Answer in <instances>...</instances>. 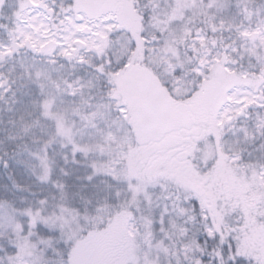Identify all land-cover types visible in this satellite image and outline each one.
<instances>
[{
  "label": "rangeland",
  "instance_id": "1",
  "mask_svg": "<svg viewBox=\"0 0 264 264\" xmlns=\"http://www.w3.org/2000/svg\"><path fill=\"white\" fill-rule=\"evenodd\" d=\"M74 1L71 12H68L64 19H55L49 9L40 5V1L23 0L21 3L28 5L29 10L20 17L19 24L16 23L11 44L13 47L21 44L34 54L43 55L48 59L41 69H52L51 75L60 81V87L51 86L43 78L39 79L41 83L39 97L33 100V108L47 120L46 135L53 142V147L56 146L57 153H63L64 162H75V156L78 154L83 158H80V163L84 160L88 164H95L99 171L93 169V175H97L99 184L106 187V194L112 193L110 196L116 199L117 205L116 207L114 205L115 213L105 226L108 234H103L97 227L91 229L92 222H85L84 216L70 206L67 199L65 202L58 200L60 205L53 202V211L45 215L51 217L47 224L49 230L56 229L59 235L48 238L47 248L61 241L67 243L68 239L72 238L75 240L74 258L77 264H89L85 260L86 255L94 258L95 255L91 253L93 247L107 242L110 239V232L117 226V235L113 238L117 240L118 252L119 254L123 252V256L114 264H168L176 250L173 247L174 241L168 237L167 231L174 229L176 222L173 221L174 217L164 226V218L168 216L166 214L171 213L173 217L174 210L184 205V211L177 210L176 215L183 217V223L191 221L193 217L189 209L185 208L192 191L177 176V172L180 173L182 168L198 181L200 189L209 196L207 199L218 202L214 210L218 206L221 207L218 209L223 210L222 201L216 198L215 184L218 180L224 185L232 184L237 187L235 189L237 195L234 196L237 200H244L243 189H249L252 198L255 199L253 201H256L257 209L254 215L251 214L253 216H247L249 213H245L239 218L242 232L239 234V245L236 249L240 255L256 258L259 262L264 261V177L258 166L248 167L245 164L241 165L245 168L240 166L238 169L240 164L239 156L237 157L238 146L243 144L239 135L228 140L224 146L226 152L222 147L220 154H223L221 156L223 159L215 163L213 170L209 169L204 173L207 174L206 177L203 175L198 177L199 162L209 158L208 152L202 154L199 159L194 153L197 141L204 137V132L198 130L197 125L198 119L201 118L189 113V109L183 111L178 106L173 111L175 112L173 128H168L163 138L148 137L143 131L147 117L143 110H146L147 106L141 90L149 93L151 90L149 86L157 83L164 90L168 89L166 93L171 102L176 103L177 100L173 96L182 98L186 88L180 78L182 75L174 77V74H170L178 68L181 71L184 68L191 72L197 70L190 68L185 55L178 52L175 43L169 41V37L176 35L175 31L178 30L167 25L168 19L156 18L155 27L166 34L162 37L153 36L152 41L157 46L149 51L151 44L146 42L150 39L137 36L142 29L131 0ZM173 1L174 5L170 11L161 8L166 14H182L192 6L190 0ZM87 28H90L89 33H86ZM126 32L132 37H128ZM78 40L85 43L82 49L78 47ZM132 40L136 43L135 48H131ZM50 43H53L52 48L49 51L45 50ZM113 45L118 46L117 55L113 57L109 66V57L112 55L110 49ZM145 48H148L147 52L144 51ZM123 54H126L125 62L117 66L116 60ZM86 56H89L94 64L91 66L95 71L82 70L80 65L74 64ZM104 59L105 63L102 62ZM211 72L207 80L210 87L216 91L226 83L229 75L220 67H212ZM65 80L72 85L71 88L64 86ZM42 84L44 87H41ZM247 99L248 93L245 89L238 87L227 89L226 95L221 97L216 108L212 109L210 125L216 129V124L222 127L224 124H234L236 117L233 113L238 112L241 103ZM113 100L115 102L109 107V101ZM45 102H48L47 108ZM121 104L123 107L117 111ZM61 130L64 134H57ZM69 136L72 138L71 141L68 139ZM74 143L81 148L86 147L87 154L77 152L73 156ZM36 157L37 177L39 180H46L56 170L54 157H48L41 149L37 151ZM191 158L199 160L198 163H194ZM42 161L48 164L47 172ZM56 187L60 191L56 198H63L62 185L56 182ZM195 194L203 196L199 192ZM104 213L106 215L110 213L108 206ZM259 217L263 221L258 224ZM18 220L19 218L13 217V211L9 207H0V234L11 236L13 239L9 244L18 250L14 262L32 264L39 258L34 256V252H38L35 248L43 240L31 238L33 233L29 230L20 233V225L16 224ZM140 221L142 223L138 225ZM218 222L221 223L222 220L219 218ZM62 225L64 227H61ZM136 227L139 229H135ZM84 229L87 231L81 235ZM176 232L180 233V230ZM184 244L182 249L186 246ZM42 253H39V256ZM51 255L48 262L56 260L54 250L51 251ZM8 259L13 257L9 256Z\"/></svg>",
  "mask_w": 264,
  "mask_h": 264
},
{
  "label": "trees",
  "instance_id": "2",
  "mask_svg": "<svg viewBox=\"0 0 264 264\" xmlns=\"http://www.w3.org/2000/svg\"><path fill=\"white\" fill-rule=\"evenodd\" d=\"M22 1L5 0L3 8H0V25L9 26L8 32L0 27V45L7 44L9 47H13L11 38L15 34L16 21L4 19V15L13 13V10ZM38 1H40V5L51 11L55 19H64L66 14L71 12V6L75 4L74 0ZM186 1L189 2V0ZM190 1L192 6L188 10L182 14L170 15L161 8L164 7L166 11H170L174 5L173 0H131L135 9V16L140 20L142 29L137 36L141 35L143 38L150 39L149 42H146L151 44L149 51L157 46L152 41L153 36L162 37L166 34L160 31V28L155 27V19H168L167 25L179 31H175L176 35L169 37V41L172 44L175 43L178 52L185 55L190 68L197 69L196 72H191L185 68L182 71L178 68L170 74H174V77L182 75L180 78L184 81L186 88L182 98L173 96L177 100L176 103L166 102L164 97L165 95L168 96L166 93L168 89L164 90L157 83L154 85L156 91L150 86L151 91L149 93L144 90V102L145 104L148 102L147 107L160 118L159 121L166 118L163 111L166 113L174 111L178 106L183 111L189 109V113L195 115L196 118H201L198 119L197 125H199L198 130L204 132V137L197 141L194 153L195 157L199 159L202 154L208 152L209 158L199 162L198 177H202V175L206 177L207 174L204 173L209 169L212 171L215 163L223 159L221 158L223 154H220L222 147L224 148L223 151L226 152L225 144L232 136L236 135H239V138L243 140V144L238 146L239 155L237 157L239 156L238 163H240L238 169L245 164L248 167L258 166L262 177H264V134H262L264 129L259 126L261 121H264V107H261L264 104V99L261 98L262 93H264V0ZM172 18L173 20H171ZM148 24L152 26H148ZM126 34L129 35L128 37L131 36L129 32ZM257 36L261 38L258 39ZM135 44L132 40L131 48H135ZM144 51L147 52L148 48H145ZM146 57L147 54L145 53ZM45 58L43 55L34 54V52L20 46L12 56L0 59V81L3 82L0 85V207H9L13 211V217L19 218L16 224L19 223L20 225V233L29 230L33 233L31 238L37 241L43 240L35 248L38 252H34V256L39 258L34 260L35 262L32 264H39L40 259L47 261L52 256V250L55 251L56 260L47 261V264H62L64 257L59 253L61 251L67 253V243L61 241L57 245L47 248L48 238L57 237L59 231L56 229L49 230L47 224L41 220H37L34 226H29L30 229L28 227L31 220L28 213L31 211L35 214L38 210L37 202L47 198L49 205L47 215L53 211V202L58 204V200L65 202L67 199L69 205L84 216L85 222H92L90 223L91 229L97 227L103 234H108L105 226L115 213L114 209L117 203L116 199L110 196L111 192L109 195L106 194V187L100 185L96 179L98 176L93 175L92 164H88L84 160L80 163V158H83L78 154L75 156V162L65 163L63 153H57L56 146L53 147V142L46 135L47 120L37 109L33 108L32 104L33 100H37L39 97L41 83L35 78L34 73L30 78L27 71L32 66L43 67L48 60ZM102 62L105 63V59ZM74 64L80 65L82 70L91 72L94 69L95 71V68L91 66L93 63L89 56ZM112 67L111 69H113ZM212 67H220L229 75L226 83L216 91L210 87V82L207 80L212 73ZM22 69L24 70L23 78H21ZM100 75L102 76V74ZM231 87L245 89L248 93V99L241 103L238 112L233 113L236 117L234 124H224V127L216 124L217 128L215 129L211 126L212 109L216 108L218 100L226 95L227 89ZM170 95L172 96V94ZM152 96H156L154 105L159 106L158 112L151 108ZM167 96L165 98H169ZM39 149L48 157H54L56 170L46 180H39L35 172L38 163L36 154ZM191 159L194 163L199 161L194 158ZM241 167L245 168L244 166ZM177 176L191 189L192 194L189 199L193 197L196 199L199 205L197 211L200 208L205 209L217 222L220 218L221 223L225 222L226 216L230 217L231 228L235 231L231 237L229 231L225 230L222 237L210 238L199 222L197 211H193L192 205L188 201L185 208L189 209L190 215L193 216L191 221L183 223V217L179 214L176 215L177 210L180 211L179 208H184V205L174 208L173 217L169 213L164 218V226L174 217L173 221L176 222L174 229L167 231L168 237L175 244L173 246L170 243V245L176 250V254L167 263L194 264L196 259L202 257L205 264H212L211 253L221 242L231 243L235 249L237 248L239 234L242 232L239 218L243 217L245 213L250 214H246L247 216H253L257 209L256 201H253L255 199L252 198L253 195L249 189L245 188L243 195L246 198L244 196V200L235 199L237 187L232 184V186L224 185L222 181L218 180L215 184L216 198L222 201L223 210L218 209L221 208L219 206L214 210L215 204L218 202L207 199L208 195L206 196L205 192L200 189L198 181L189 172L183 171L181 168L180 173L177 172ZM56 182L58 185H62L63 198H56V194L60 193L56 187ZM194 192H199L203 196L200 197ZM107 206L110 211L108 215L104 213ZM122 209L125 210L123 206ZM252 213L253 215H251ZM252 218L256 220L255 217ZM258 220V224L263 221L260 217ZM141 223L142 221L138 225ZM116 229L110 232V239L107 242L99 243L93 247L91 253L95 257L86 255V262L89 264H114L117 259L122 258L123 252L119 254L118 242L114 239L117 235ZM135 229L138 230L139 228L136 227ZM178 230L181 234L176 232ZM12 239L11 236L0 234V264H20L14 262L18 250L9 244ZM182 243L186 245L183 249ZM167 246L170 250L172 249L169 244ZM44 250L46 251L44 252ZM39 253L42 254L39 256ZM9 256H12L13 259H8ZM240 256L248 264L249 257ZM251 258L257 261L256 258ZM90 259L91 261H89Z\"/></svg>",
  "mask_w": 264,
  "mask_h": 264
},
{
  "label": "snow or ice",
  "instance_id": "3",
  "mask_svg": "<svg viewBox=\"0 0 264 264\" xmlns=\"http://www.w3.org/2000/svg\"><path fill=\"white\" fill-rule=\"evenodd\" d=\"M4 3H5V0H0V8H3ZM28 10H29L28 5L24 3H20L18 4L17 8L13 10V13L4 15V19L15 20L16 23L19 24L20 17L24 15ZM0 27H3L5 29V32L9 31L8 25H0ZM20 46L22 45H17L16 47H9L7 44L0 45V59H4L5 57L12 56L17 51V48ZM117 47L118 46L113 45L110 49V51L112 52V55L109 57V66H111L113 57L117 55L116 53ZM125 56L126 54L119 56V59L116 60L117 66L123 65V63L125 62ZM23 71L24 70L22 69L21 78H23ZM27 71L29 73L30 78L32 74L34 73L36 79L39 80L43 78V80L46 82H49L51 86L60 87V81L53 78L51 75V72L53 71L52 69H47V68L41 69L38 66H32L31 68L27 69ZM101 71H104V69H101ZM2 84L3 82L0 81V85ZM63 84L66 88L72 87V85L68 84L66 80L63 81ZM41 87H44V85L42 84ZM5 90H8V89L5 88ZM261 98L264 99V93H262ZM116 99H118V97ZM113 102L115 101L114 100L109 101V107L111 103ZM48 106H49L48 102H45V108H47ZM122 107H123L122 104L119 105L117 107V111H119L120 108ZM261 107H264V104H262ZM259 126L262 129H264V121H261V124ZM57 134L63 135L64 133L61 130ZM262 134H264V132H262ZM68 139L71 141L72 139L71 136H69ZM77 152L87 154L88 149L86 147L81 148L79 145L74 143L73 148H72L73 156H75ZM42 163L45 168V171L47 172V168H48L47 162L42 161ZM92 167L93 169H96L95 164H93ZM96 170L99 171V169H96ZM189 203L192 205L193 211H197V209L199 208V205L197 204V201L194 197L189 199ZM36 207L38 210L35 212V214H33L31 211H29L28 213L29 216L31 217L30 226H34L37 220H41L45 224H48L49 220H51V217L45 215L49 210L47 198H44L38 201ZM61 211H67V209H61ZM180 211L183 212L184 209L181 208ZM197 216L199 218V222L203 225L205 231L208 233L210 238L216 239L217 236L222 237L225 230L229 231L230 237L234 235L235 230L231 228L232 222H231L230 217L226 216L224 223H218L216 219L211 216L210 213H208L205 209H202V208H200V210L197 211ZM61 227H64V226L62 225ZM84 231H87V229L82 230L81 235H83ZM67 245H68L67 253L63 251L59 253L61 256L64 257L62 264H77V261L74 258L75 240L72 238H69L67 241ZM211 256H212V264H246L245 259L239 255L238 251L235 249L234 245L231 243L225 244L221 242L217 248L213 249ZM39 264H47V261L40 259ZM194 264H205V262L203 258L201 257L200 259H196L194 261ZM248 264H264V261L257 262L253 260L252 258H248Z\"/></svg>",
  "mask_w": 264,
  "mask_h": 264
},
{
  "label": "flooded vegetation",
  "instance_id": "4",
  "mask_svg": "<svg viewBox=\"0 0 264 264\" xmlns=\"http://www.w3.org/2000/svg\"><path fill=\"white\" fill-rule=\"evenodd\" d=\"M142 91H144V90H142ZM167 101H170V99L167 98ZM143 112L147 113V115H146L147 117L145 118L146 123L143 125V128L145 127V129H143V131L148 135V137L152 136V138L158 139V138L162 137L163 135H165V131L168 128H170V127L173 128L172 122L175 121L174 120L175 112L168 111L166 113L165 120L163 119L162 121H159L160 118L157 117L156 115L152 114L149 110H143ZM183 125H184V123H183Z\"/></svg>",
  "mask_w": 264,
  "mask_h": 264
},
{
  "label": "water",
  "instance_id": "5",
  "mask_svg": "<svg viewBox=\"0 0 264 264\" xmlns=\"http://www.w3.org/2000/svg\"><path fill=\"white\" fill-rule=\"evenodd\" d=\"M89 32H90V28L86 29V33H89ZM77 44H78L79 48H82L85 45V43L81 40H78ZM52 45H53L52 43L48 44L45 47V50H47V51L50 50L52 48Z\"/></svg>",
  "mask_w": 264,
  "mask_h": 264
}]
</instances>
